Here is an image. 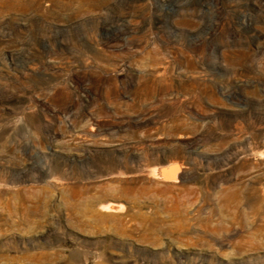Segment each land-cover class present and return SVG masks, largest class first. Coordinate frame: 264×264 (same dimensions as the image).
<instances>
[{
  "label": "rangeland",
  "instance_id": "obj_1",
  "mask_svg": "<svg viewBox=\"0 0 264 264\" xmlns=\"http://www.w3.org/2000/svg\"><path fill=\"white\" fill-rule=\"evenodd\" d=\"M0 264H264V0H0Z\"/></svg>",
  "mask_w": 264,
  "mask_h": 264
},
{
  "label": "bare ground",
  "instance_id": "obj_2",
  "mask_svg": "<svg viewBox=\"0 0 264 264\" xmlns=\"http://www.w3.org/2000/svg\"><path fill=\"white\" fill-rule=\"evenodd\" d=\"M174 170V168H171V169H169V168H164V170H162L163 172H168V170ZM114 206L113 205H111V204H108V205H105V210H109V209H111V208H113Z\"/></svg>",
  "mask_w": 264,
  "mask_h": 264
},
{
  "label": "water",
  "instance_id": "obj_3",
  "mask_svg": "<svg viewBox=\"0 0 264 264\" xmlns=\"http://www.w3.org/2000/svg\"><path fill=\"white\" fill-rule=\"evenodd\" d=\"M167 175H171V174H167Z\"/></svg>",
  "mask_w": 264,
  "mask_h": 264
}]
</instances>
